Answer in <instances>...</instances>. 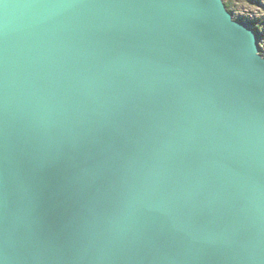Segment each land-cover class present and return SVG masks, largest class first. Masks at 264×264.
Here are the masks:
<instances>
[{
    "label": "water",
    "instance_id": "1",
    "mask_svg": "<svg viewBox=\"0 0 264 264\" xmlns=\"http://www.w3.org/2000/svg\"><path fill=\"white\" fill-rule=\"evenodd\" d=\"M224 0H0V264H264V54Z\"/></svg>",
    "mask_w": 264,
    "mask_h": 264
},
{
    "label": "rangeland",
    "instance_id": "2",
    "mask_svg": "<svg viewBox=\"0 0 264 264\" xmlns=\"http://www.w3.org/2000/svg\"><path fill=\"white\" fill-rule=\"evenodd\" d=\"M227 1V0H226ZM231 4L230 12L234 17L249 22L260 32V46L264 52V23L262 22L264 15V0H228ZM258 1L259 3H256ZM263 16V17H262Z\"/></svg>",
    "mask_w": 264,
    "mask_h": 264
},
{
    "label": "trees",
    "instance_id": "3",
    "mask_svg": "<svg viewBox=\"0 0 264 264\" xmlns=\"http://www.w3.org/2000/svg\"><path fill=\"white\" fill-rule=\"evenodd\" d=\"M247 1H250V0H247ZM224 2H225V4H226V7L229 9V11L232 10V9H231V4L229 3V1H228V0H227V1L224 0ZM255 2H256V3H259L258 1H255ZM263 8H264V7H263ZM263 16H264V15H263ZM263 16H262V17H263ZM262 22L264 23V17H263V19H262ZM261 53H262V51H261ZM263 54H264V52H263Z\"/></svg>",
    "mask_w": 264,
    "mask_h": 264
},
{
    "label": "bare ground",
    "instance_id": "4",
    "mask_svg": "<svg viewBox=\"0 0 264 264\" xmlns=\"http://www.w3.org/2000/svg\"><path fill=\"white\" fill-rule=\"evenodd\" d=\"M257 34H258V36H259V40H261V37H260V36H261V35H260V32L258 31V32H257ZM261 51H263V50L261 49Z\"/></svg>",
    "mask_w": 264,
    "mask_h": 264
}]
</instances>
